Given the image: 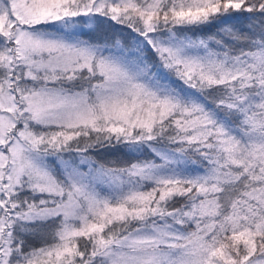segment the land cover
I'll return each instance as SVG.
<instances>
[{
	"label": "snow or ice",
	"instance_id": "obj_1",
	"mask_svg": "<svg viewBox=\"0 0 264 264\" xmlns=\"http://www.w3.org/2000/svg\"><path fill=\"white\" fill-rule=\"evenodd\" d=\"M0 264H264V0H0Z\"/></svg>",
	"mask_w": 264,
	"mask_h": 264
}]
</instances>
